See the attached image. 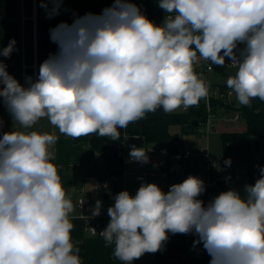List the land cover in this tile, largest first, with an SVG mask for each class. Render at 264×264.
<instances>
[{"label": "clouds", "instance_id": "1", "mask_svg": "<svg viewBox=\"0 0 264 264\" xmlns=\"http://www.w3.org/2000/svg\"><path fill=\"white\" fill-rule=\"evenodd\" d=\"M48 3L49 17L58 15L62 0H41V7ZM158 7L167 13L159 25L131 0L61 22L50 29L58 51L26 86L0 59V98L13 121L32 129L46 118L73 139L119 140L118 129L159 107L170 113L207 97L209 85L194 70L198 54L210 66L230 60L236 72L227 86L240 105L264 101V0H159ZM15 43L0 57L9 58ZM57 139L34 130L0 136V264H82L71 236L74 204L52 162ZM147 153L133 147L129 156L147 163ZM205 191L192 175L167 192L156 183L135 195L121 191L100 235L125 264L161 251L169 234H194L210 264H264V168L243 194L231 188L205 205ZM101 206L98 200L92 216Z\"/></svg>", "mask_w": 264, "mask_h": 264}, {"label": "crops", "instance_id": "2", "mask_svg": "<svg viewBox=\"0 0 264 264\" xmlns=\"http://www.w3.org/2000/svg\"><path fill=\"white\" fill-rule=\"evenodd\" d=\"M131 2L137 4L141 11L157 25L163 22L164 16L167 14L158 7L159 0H131ZM112 3L113 0H62L59 14L49 17L52 9L51 3H48V8L45 9L41 7V0H0V50L7 47L10 40L14 39L16 42V50L12 52L11 56L9 58L0 57V59L4 60L9 74L14 76L21 85L26 86L25 78L30 76L35 80L38 77L40 64L49 55L58 51V45L50 39V29L61 22L71 24L75 17L83 16L86 13L98 15ZM27 23L31 27V38L24 50L23 30ZM239 47L242 48L243 45ZM229 70L236 72V69ZM0 99V120L3 121L0 136L3 132L12 130H34L48 132L58 137L51 148L52 162L57 166L62 184L74 204V211L70 214L73 224L71 236L74 246L79 249L82 264H125L114 255V244L110 245L101 235H91L86 230L85 220L82 216L86 212L79 209L76 203L79 197L89 198L91 208L88 213L92 214L96 202L101 201L100 215L109 222L110 217L107 212L111 206L109 201L115 203L114 197L124 190L135 195L137 187L134 165L124 162L119 144L124 145L127 153L133 147L142 148L147 152L151 146H147L144 140V120L148 117H163L169 112H165L162 107H159L156 111L147 113L143 119L130 123L127 128L118 129L119 140L100 137L98 134L73 139L60 134L58 129L52 126L46 118H42L32 129H22L19 124L13 121L2 98ZM178 132H180L179 127L172 133ZM257 146L253 148L250 155L252 161L250 169L257 167L263 154L264 141L260 140ZM150 150L154 151L153 148ZM174 175H179V173ZM113 177H115L112 181L113 186L108 188V194L102 192L104 181ZM163 178L167 181L169 175L164 174ZM152 183H155V180ZM169 188V185L164 187L163 184L161 189L167 192Z\"/></svg>", "mask_w": 264, "mask_h": 264}, {"label": "built area", "instance_id": "3", "mask_svg": "<svg viewBox=\"0 0 264 264\" xmlns=\"http://www.w3.org/2000/svg\"><path fill=\"white\" fill-rule=\"evenodd\" d=\"M230 63V60L225 58L224 67L214 64L210 66V62L199 58L198 54V61L194 65V68L200 72L202 78H204L209 85L208 95L204 98L207 114L205 117L199 118L193 124L190 134L179 133L177 135L175 142L180 146L179 150L169 152L165 146H158L155 149L160 154L167 156L170 160L188 164L190 171L189 176H196L204 181L206 191L199 199L203 200L205 205L219 193L234 186L239 180V176L231 164L229 166L222 162L220 154L214 155L208 145L201 146L195 144L193 141L186 139V136L190 137V135H192L208 138L216 130L220 120L229 121L242 118L240 110L230 109L232 106L239 105L235 95L231 93V90L227 86L228 77L235 74L229 69H236L234 66L230 65ZM211 74L220 76L222 79L213 82L210 79ZM119 150L124 158V162L134 165V174L137 181L135 193L141 184L152 183L157 177V171L151 169L147 163L133 161L122 143L119 144ZM114 178L115 177L107 178L104 181L101 188L102 192L108 194V188L113 186L112 181ZM214 188L217 189L215 195L211 193ZM81 201H83L82 205ZM109 203L111 206L114 205L112 201H109ZM76 206L86 212L82 215L85 220L86 230L91 235H100V232L105 229L109 223L106 221L105 217L102 215L92 216L91 213H88L91 208V203L90 199L85 196L78 198ZM92 229L96 230L95 234H93ZM180 236H182V234H170L168 242L171 255L183 258V250L176 248L174 245V240ZM181 258L179 262H182Z\"/></svg>", "mask_w": 264, "mask_h": 264}, {"label": "trees", "instance_id": "4", "mask_svg": "<svg viewBox=\"0 0 264 264\" xmlns=\"http://www.w3.org/2000/svg\"><path fill=\"white\" fill-rule=\"evenodd\" d=\"M197 74L200 72L194 68ZM201 76V75H200ZM1 108V99H0ZM230 109H238L242 114V118L246 121V128L242 131H222L220 132V139L222 151L220 153L223 163L227 160L235 158L249 159L253 148L259 145V141H264V101L259 98L253 99L251 107L248 106H232ZM207 109L204 98L201 99L196 106L182 109L181 111H174L166 114L163 117H148L144 120L143 136L147 146H165L169 152L179 150L180 146L175 142L179 133L190 134L193 124L199 119L205 117ZM177 125L180 132L172 133L170 127ZM170 160L167 156H165ZM226 164V163H225ZM259 168H264V150L256 168L249 169L247 175V184H254L259 176ZM186 172L189 175V166L186 164ZM170 237V234H169ZM197 237L194 234H182V236L174 240V245L180 250L187 248L202 250L203 260L198 264H210L211 257L203 249V244H195ZM169 254H161V251L156 253H149V262L161 264L173 263Z\"/></svg>", "mask_w": 264, "mask_h": 264}, {"label": "rangeland", "instance_id": "5", "mask_svg": "<svg viewBox=\"0 0 264 264\" xmlns=\"http://www.w3.org/2000/svg\"><path fill=\"white\" fill-rule=\"evenodd\" d=\"M23 34H24L23 49L25 50V45L28 46V43L31 38V27L29 23H27L26 27L24 28ZM210 79L213 82H216L218 80H221L222 78L220 76L211 74ZM182 108L183 107L177 109L176 111H181ZM245 128H246V121L244 118H239L237 120H229V121L220 120L216 130L208 138H201L199 136L190 135V137L186 136V139L193 141L195 144H199L201 146L208 145L211 152L214 155H216V154H220L222 151L221 139H220V134H219L220 132L222 131H242ZM170 130L172 132H175L176 130H178V126L172 125L170 127ZM152 148L154 151L150 150ZM156 148L157 146L155 147L151 146L148 148V151H147L148 152L147 153L148 162L147 163L151 169H154L158 172V176L154 180H155V183L160 186V188H162L163 184H164V187L166 185H169L170 187L172 184L180 183L189 176L188 173L186 172V163L168 160L163 154H160L157 151H155ZM231 166L235 169V172L238 174L239 180L234 186L226 189V191L231 188H235L243 194V188L247 184V175H248L250 167H252V161L250 158L249 159L235 158L231 161ZM175 173H179V175H174ZM164 174L169 175V179L167 181L166 179L163 178ZM216 190H217L216 188L212 189L211 193L215 195ZM131 194L133 195V193ZM164 253L169 254V242L168 241L165 243L164 248L161 250V254H164ZM182 255H183V258L171 255L170 259H172L171 261L173 262L171 264H198L204 258L202 250L191 249V248L184 249L182 251ZM180 258L182 259V262H179L181 261ZM149 261H150L149 253H145L140 259L134 260L132 264H152ZM157 261L160 262L159 259ZM153 264H161V263H153Z\"/></svg>", "mask_w": 264, "mask_h": 264}]
</instances>
